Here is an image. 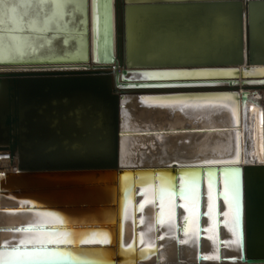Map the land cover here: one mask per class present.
<instances>
[{
    "label": "water",
    "instance_id": "1",
    "mask_svg": "<svg viewBox=\"0 0 264 264\" xmlns=\"http://www.w3.org/2000/svg\"><path fill=\"white\" fill-rule=\"evenodd\" d=\"M63 1L75 6L78 25L73 29L67 28L66 19L62 20V8L48 7L49 2L45 1L47 7L41 15L35 11L34 0H18L25 5L17 18L22 25L8 30L34 34V38L48 36V43L50 36L63 34L72 38L73 48L56 51L40 44L24 48L22 53L7 51L6 58L0 59V150H8L17 158V170L0 179V252L14 247L31 250L34 245L25 241L36 238L41 231H57L71 233L76 242L48 244L52 255L27 264L162 263L158 253L165 185L173 195L176 245L189 241V221L194 210L197 212L193 234L197 239L196 262L206 261L208 253L203 252L202 241L211 227L217 234L209 252L216 253V262L264 258V163L242 164L239 147L234 156L224 158L171 160L163 165L135 167H122L118 162L121 108L125 102L154 107L162 102L230 99L239 124V103L245 97L239 92V82L246 86L264 85V65H228L237 63L238 55L234 59L176 62L155 60L145 56L143 50L141 60L136 61L129 53L127 11L159 10L153 11L156 14L151 19V28L157 31L163 26L165 15L167 27H189L185 21L170 22L180 15L179 8L229 6L237 12L240 27L244 3L120 0L121 42L114 54L112 0ZM59 25L62 28L58 29ZM236 43L239 52L240 32ZM256 46L253 42L252 48ZM117 59L129 61L132 67L121 72L100 68ZM89 63L94 66L90 68ZM128 71L149 76L127 78ZM175 73L182 75H171ZM213 160L232 163H208ZM225 170L233 180L238 174V218L235 202L230 206L224 197ZM192 193L198 201L196 208L186 206L185 200L192 199ZM27 214L41 219L9 222L14 216ZM60 219L64 223H59ZM77 233L81 234L79 239ZM88 239H108L110 243H80ZM228 239L233 240L236 249L234 256L225 257L224 241Z\"/></svg>",
    "mask_w": 264,
    "mask_h": 264
},
{
    "label": "bare ground",
    "instance_id": "2",
    "mask_svg": "<svg viewBox=\"0 0 264 264\" xmlns=\"http://www.w3.org/2000/svg\"><path fill=\"white\" fill-rule=\"evenodd\" d=\"M45 1L49 2L48 7L51 8L56 4L62 5V20L68 21V29L71 30L78 25L74 19L77 12L71 2L68 4L63 0L59 3H55L54 0ZM119 1L116 2L117 6L115 0H112L111 4L114 54L117 53V43L120 45L121 42L120 8L122 4L119 5ZM241 2L244 6L240 27L237 25V12L229 6L179 8L180 15L170 22L185 21L189 27H167L166 24L169 21L165 20V17L168 15H165L162 18L163 26L157 31L152 30L151 19L153 14H156L153 11L159 10L130 9L127 11L126 25L129 53L136 61L141 60L144 50L147 57L176 62L190 61L195 58L234 59L238 55V62L228 65L238 67L264 65V0H241ZM36 3H39V0H34V4ZM67 7L68 11H66ZM168 11L165 13H169ZM23 12L21 9L20 14ZM17 18L0 15V59L6 58V52L11 51L12 46L24 49L43 44L46 48L56 51H67L73 48L72 38L65 37L63 34L50 36L51 40L48 43V36L34 38L36 36L34 34L10 32L8 28L22 25ZM26 20L25 15V27L28 26ZM60 28H62L61 25L58 26V29ZM116 29H118L117 38ZM144 30L147 33L151 32L144 35L142 34ZM239 32L241 47L238 52L236 40ZM254 37L256 39L253 40ZM253 42L258 46L252 48ZM93 66L94 64L89 63L90 68ZM130 67L132 66L129 61L117 59L116 62L102 65L100 68H110L121 72L123 69L129 70ZM125 76L141 79L148 78L149 73L128 71ZM238 89L245 95L239 103V124L235 121L234 104L227 98V100L162 102L161 105L154 107L145 106L136 101L125 102L121 108L119 166H157L171 160L191 162L207 158H224L234 156L238 147L242 164L264 163V85L246 86L239 82ZM0 153L3 157L0 161V179L4 180L9 176L8 173L17 170V158L12 157L8 150H0ZM119 166L117 165V168ZM194 193L191 194L192 199L185 200L186 206L196 208L198 201ZM196 216L197 212L194 210L190 218L191 222L189 221V234L186 235V238L190 237L189 241L176 245L173 195L164 185L161 205L162 240L161 250L158 253L163 262L151 261L149 264H264L263 257L245 261L216 262L213 258L216 253L209 252L216 242L217 232L213 227L206 231V239L202 241L203 252L208 253L206 261L196 262L197 239L196 235L193 236ZM34 217L36 215L14 216L9 222L23 220L32 222L41 219V217L38 219ZM209 220L212 225L214 218L211 217ZM76 237L79 239L81 234L77 233ZM224 237L227 235L224 234ZM232 242V239L224 241L223 256L235 255L236 248ZM177 257L180 258L179 262Z\"/></svg>",
    "mask_w": 264,
    "mask_h": 264
},
{
    "label": "snow or ice",
    "instance_id": "3",
    "mask_svg": "<svg viewBox=\"0 0 264 264\" xmlns=\"http://www.w3.org/2000/svg\"><path fill=\"white\" fill-rule=\"evenodd\" d=\"M25 5L22 2H18V0H0V15L4 17H9L12 19H16L20 16L21 9ZM47 7L45 4V0H40L39 3L34 5L35 11L41 15H44V9ZM55 7L57 9L61 8L62 5L56 4ZM11 51L22 53V48L19 46H12ZM171 75H182L180 73H175ZM187 75V74H184ZM208 163L216 164V163H232V161H208ZM225 176V185H224V197L225 200L229 201L231 206L232 202H235L236 206V215L237 218L240 214V185L238 174L236 179L230 178V173L228 170L224 172ZM212 198L211 193V183H209V200ZM211 209V205H209ZM227 215V213L225 214ZM59 223H64L63 219L59 220ZM76 241L72 238V234L69 232H57V231H41L40 234L25 243H31L34 247L31 250L20 249L19 247L12 248L11 251H3L0 252V259H3V264H27L30 261H41L47 259L51 253L46 245L48 244H62V243H75ZM80 243H87V244H108L110 240L108 239H88L82 240Z\"/></svg>",
    "mask_w": 264,
    "mask_h": 264
},
{
    "label": "built area",
    "instance_id": "4",
    "mask_svg": "<svg viewBox=\"0 0 264 264\" xmlns=\"http://www.w3.org/2000/svg\"><path fill=\"white\" fill-rule=\"evenodd\" d=\"M4 158H6V157H4ZM7 158H9V156H7ZM3 159V157H2V153H0V161ZM16 169V168H15ZM14 169V170H15Z\"/></svg>",
    "mask_w": 264,
    "mask_h": 264
}]
</instances>
